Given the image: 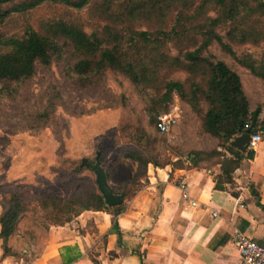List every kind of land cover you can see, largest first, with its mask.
Segmentation results:
<instances>
[{
	"label": "trees",
	"instance_id": "trees-1",
	"mask_svg": "<svg viewBox=\"0 0 264 264\" xmlns=\"http://www.w3.org/2000/svg\"><path fill=\"white\" fill-rule=\"evenodd\" d=\"M44 3L61 5L67 11L42 23L39 31L28 27L21 36L0 33V100H15L39 69H49L54 63H61L80 88L98 84L107 74L125 83L128 88L119 99L124 110H129L127 119L134 117L136 125H121L114 146L121 148L119 161H129L141 172L132 175L121 190L111 187L123 201L139 190V179L145 177L149 164L181 166L169 159L159 161L163 139L156 128L158 116L170 112L175 96L198 119L200 135L217 140L219 148L236 158L222 165L226 174L243 158L229 146L231 140L264 132L258 120L260 109L250 111L238 72L208 53L217 43L239 67L264 84V60L247 53L237 56L232 50L233 46L264 42V0H0V26L10 16ZM85 8L97 24L91 33L72 16V11ZM176 73H185L186 79L175 80ZM127 95L139 98V113L129 108ZM42 116L46 117H38ZM121 139L127 142L121 144ZM197 155L223 157L216 150ZM95 158H86V162L94 164ZM60 161L64 166L61 178L91 171L82 160L67 157ZM0 197V238L5 243L32 201L35 212L44 214L50 226H64L85 210L117 216L123 209V203L107 207L95 183L79 186L65 198L34 194L24 187L0 189Z\"/></svg>",
	"mask_w": 264,
	"mask_h": 264
},
{
	"label": "crops",
	"instance_id": "crops-1",
	"mask_svg": "<svg viewBox=\"0 0 264 264\" xmlns=\"http://www.w3.org/2000/svg\"><path fill=\"white\" fill-rule=\"evenodd\" d=\"M238 74L250 111L260 109L258 120L264 124V93L256 89L264 90L263 83L250 75L245 82ZM195 150H216L223 157L194 153L173 158L180 167L149 164L141 187L117 216L85 210L44 232L26 226L20 231L19 221L6 243L0 238V264L236 263L237 234L264 245V132L251 158L248 150L234 149L243 158L230 174L222 165L236 158L217 140L200 135ZM188 200L199 207L191 208Z\"/></svg>",
	"mask_w": 264,
	"mask_h": 264
},
{
	"label": "rangeland",
	"instance_id": "rangeland-1",
	"mask_svg": "<svg viewBox=\"0 0 264 264\" xmlns=\"http://www.w3.org/2000/svg\"><path fill=\"white\" fill-rule=\"evenodd\" d=\"M66 11L61 5L44 3L26 13L10 16L0 26V33L21 36L28 27L39 31L42 23L59 18ZM72 12L73 18L80 21L87 33H91L97 24L90 18L89 8ZM170 50L172 54L176 53L173 48ZM232 50L237 56L247 53L257 61L264 60V42L233 46ZM208 53L224 60L241 74L245 82L248 80L247 71L239 67L217 43L209 47ZM173 78L184 80L186 74L176 73ZM258 87L257 91L264 93ZM127 88L112 74H107L102 81L89 88H80L64 72L61 63H54L49 69H39L19 89L15 100H0V189L6 191L24 187L34 194L65 198L79 186L87 188L95 183V175L84 170L71 179L61 178L60 171L64 166L60 158L70 157L80 161L100 156L101 166L108 174L109 186L121 190L132 175L141 172L137 165L119 161L121 148L114 146L121 125L127 122L136 125L134 117L130 121L127 119L129 110H124V103L119 99ZM246 88L251 89V85L247 84ZM127 96L131 100L129 108L139 113V98ZM174 108L179 114L178 122L168 134L162 135L160 162L166 159L172 161L178 156L188 159L197 153L195 149L200 137L198 119L176 96L170 111ZM39 115L46 117L40 118ZM120 142L124 144L127 140L121 139ZM139 180L141 183L144 177ZM33 206L32 201L28 213L20 219L23 223L19 229L24 231L26 226L33 232H44L49 225L44 214L38 215Z\"/></svg>",
	"mask_w": 264,
	"mask_h": 264
},
{
	"label": "built area",
	"instance_id": "built-area-1",
	"mask_svg": "<svg viewBox=\"0 0 264 264\" xmlns=\"http://www.w3.org/2000/svg\"><path fill=\"white\" fill-rule=\"evenodd\" d=\"M178 115L171 110L166 114L159 115L156 121V128L160 134H168L177 124ZM262 140V132L258 131L255 134H250L247 150L251 153L255 152L258 144ZM191 208H198V203L188 200ZM213 216H217L213 213ZM237 251L238 260L234 264H264V245H260L251 238L241 234H237L233 241Z\"/></svg>",
	"mask_w": 264,
	"mask_h": 264
},
{
	"label": "water",
	"instance_id": "water-1",
	"mask_svg": "<svg viewBox=\"0 0 264 264\" xmlns=\"http://www.w3.org/2000/svg\"><path fill=\"white\" fill-rule=\"evenodd\" d=\"M249 138V133L239 135L238 137H235L229 145L232 148L238 150L239 152L245 153L249 144ZM82 162L85 163L89 167V169L94 173L95 183L98 192L104 200V204L109 208L120 206L123 203V198L122 196L113 193L112 188L107 182V175L105 169L101 166V163L98 160V156H96L94 164L87 163L86 159H83Z\"/></svg>",
	"mask_w": 264,
	"mask_h": 264
}]
</instances>
